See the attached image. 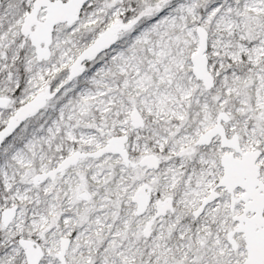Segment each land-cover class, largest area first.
I'll return each mask as SVG.
<instances>
[{
  "label": "snow or ice",
  "instance_id": "1",
  "mask_svg": "<svg viewBox=\"0 0 264 264\" xmlns=\"http://www.w3.org/2000/svg\"><path fill=\"white\" fill-rule=\"evenodd\" d=\"M0 264H264V0H0Z\"/></svg>",
  "mask_w": 264,
  "mask_h": 264
}]
</instances>
